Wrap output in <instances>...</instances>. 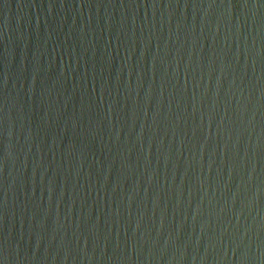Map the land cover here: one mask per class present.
<instances>
[{
	"label": "water",
	"instance_id": "95a60500",
	"mask_svg": "<svg viewBox=\"0 0 264 264\" xmlns=\"http://www.w3.org/2000/svg\"><path fill=\"white\" fill-rule=\"evenodd\" d=\"M0 264H264V0H0Z\"/></svg>",
	"mask_w": 264,
	"mask_h": 264
}]
</instances>
